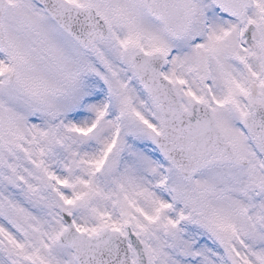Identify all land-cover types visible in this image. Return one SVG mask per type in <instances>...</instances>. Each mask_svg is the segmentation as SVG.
I'll use <instances>...</instances> for the list:
<instances>
[{"label":"snow or ice","instance_id":"obj_1","mask_svg":"<svg viewBox=\"0 0 264 264\" xmlns=\"http://www.w3.org/2000/svg\"><path fill=\"white\" fill-rule=\"evenodd\" d=\"M0 264H264V0H0Z\"/></svg>","mask_w":264,"mask_h":264}]
</instances>
